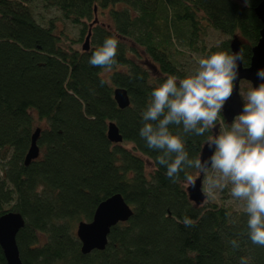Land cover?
<instances>
[{
  "label": "trees",
  "instance_id": "trees-1",
  "mask_svg": "<svg viewBox=\"0 0 264 264\" xmlns=\"http://www.w3.org/2000/svg\"><path fill=\"white\" fill-rule=\"evenodd\" d=\"M261 1L0 0V215L15 211L25 219L17 234L23 264H241L242 258L264 264V247L248 237L247 215L210 200L197 205L185 173L168 179L156 162L160 153L139 136L153 88L169 75L189 74L179 58L183 47L231 53L239 37L243 63L250 64ZM38 2L79 26L77 37L55 19L42 23L29 6ZM105 12L108 22L99 19ZM210 28L229 38L207 48ZM90 30L85 50L79 45ZM108 37L120 44L106 74L88 61ZM116 88L128 92V107H119ZM111 122L120 143L108 137ZM38 128L40 154L25 164ZM213 134L186 136L189 157H200ZM116 193L133 215L112 228L104 250L84 254L78 224L91 221L99 203ZM0 264H7L1 245Z\"/></svg>",
  "mask_w": 264,
  "mask_h": 264
},
{
  "label": "clouds",
  "instance_id": "clouds-1",
  "mask_svg": "<svg viewBox=\"0 0 264 264\" xmlns=\"http://www.w3.org/2000/svg\"><path fill=\"white\" fill-rule=\"evenodd\" d=\"M119 44L115 37L106 38L92 53L89 64L111 69L117 63ZM243 60L242 50L218 51L200 58L196 70L184 77L169 75L150 93L141 114L139 136L148 148L160 153L156 162L166 167V176L172 182L184 172L186 184L195 187L196 180L203 177L209 196L230 185L231 196L243 202L249 239L264 247V69L257 72L262 82L248 90L243 110L230 126L207 136L210 156L193 159L186 150V136H203L222 123L221 113L234 93L238 61ZM173 125L181 131L173 132ZM187 168L196 169L199 176L188 174ZM183 223L192 227L194 222L184 217ZM230 243L239 247L237 240ZM241 264H247V260L242 258Z\"/></svg>",
  "mask_w": 264,
  "mask_h": 264
},
{
  "label": "water",
  "instance_id": "water-1",
  "mask_svg": "<svg viewBox=\"0 0 264 264\" xmlns=\"http://www.w3.org/2000/svg\"><path fill=\"white\" fill-rule=\"evenodd\" d=\"M258 18L262 22L260 39L252 48L251 62L245 66L243 61H238V77L235 82V89L231 99L225 104L222 115L227 123H231L234 116L243 110V98L240 93V83L248 80L253 87L258 86L262 81L258 78L257 72L264 69V0L255 8ZM97 21V18L95 22ZM91 30L86 36L83 48H89ZM242 50V41L235 37L231 41V52L239 53ZM114 96L120 108L130 105V97L124 88H116ZM220 126L214 128V134L219 133ZM40 129L38 128L32 136L31 146L25 158V164H29L40 154L38 145ZM108 137L112 142L123 141L118 126L111 122L108 129ZM211 150L204 144L200 157L207 158ZM199 176V175H198ZM203 177L196 180L195 187L188 186L189 198L197 205L205 201L206 195L202 189ZM133 215L132 207L127 203L121 193L113 194L103 200L97 206L91 221H81L77 227V235L81 241V250L84 254H89L94 250H104L108 244L109 234L114 226L121 222L128 221ZM25 219L22 214L15 211H8L0 215V245L3 249L7 264H23L20 250L17 244V234L24 226ZM87 264V263H80Z\"/></svg>",
  "mask_w": 264,
  "mask_h": 264
},
{
  "label": "rangeland",
  "instance_id": "rangeland-1",
  "mask_svg": "<svg viewBox=\"0 0 264 264\" xmlns=\"http://www.w3.org/2000/svg\"><path fill=\"white\" fill-rule=\"evenodd\" d=\"M14 2L19 4V0H14ZM27 2H24L23 4H26ZM31 9L34 11L35 16L42 22V23H48L50 19H55L59 27L68 31L71 36L77 37L79 34V26L72 24L70 21L65 20L61 17L60 11L53 8V7H46L42 2H38L37 4H31ZM99 19L102 21L108 22L109 19L107 17V12H105L103 15L101 14L99 16ZM229 38L222 32L215 30L213 28L209 29L208 35L205 39L207 48H211L212 46L219 45L223 40ZM85 41L83 40L82 43L79 45L80 47L83 45ZM184 52L180 55V61L182 63V66L187 70L188 73H191L196 70L198 66V60L200 58H205L209 55H207L204 51H190L183 47ZM111 70H106V74L110 73ZM253 85L248 80H242L240 83V93L242 98H244L252 88ZM41 126H45L44 122L38 123ZM231 123L222 122L220 124L219 132L222 131L224 128H227L230 126ZM150 166V165H149ZM199 173L196 175L198 176ZM202 189L205 193V181L203 179L202 182ZM206 195V193H205ZM210 200L212 202H217L220 204H225L227 206H231L236 210H242L243 208V202L235 200L231 194H230V185L228 188H225L223 190H216L211 196L206 195L205 201ZM9 208V207H7Z\"/></svg>",
  "mask_w": 264,
  "mask_h": 264
}]
</instances>
